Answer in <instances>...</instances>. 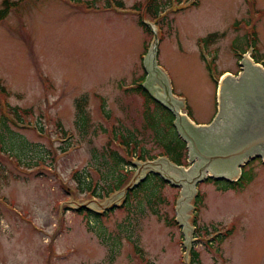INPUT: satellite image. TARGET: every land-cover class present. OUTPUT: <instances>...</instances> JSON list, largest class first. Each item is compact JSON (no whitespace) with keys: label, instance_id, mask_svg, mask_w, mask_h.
I'll return each mask as SVG.
<instances>
[{"label":"rangeland","instance_id":"obj_1","mask_svg":"<svg viewBox=\"0 0 264 264\" xmlns=\"http://www.w3.org/2000/svg\"><path fill=\"white\" fill-rule=\"evenodd\" d=\"M155 1V19L145 11L148 0H17L0 19V121L7 119V127L0 124V264H191L192 252L195 264H264V163L258 158L242 167L253 177L242 187L225 180L219 186L226 189L207 179L197 184L188 201L193 207L185 211L192 226L187 262L175 207L180 186L164 181L154 192L139 190L114 203L123 196L118 192L114 204L98 208L72 178L85 170L92 183L103 184L94 153L125 154L109 142L115 127L136 131L132 163L143 162L136 158L142 149L153 156L162 150L143 127L142 96L125 89L137 77L144 81L154 39L157 63L173 92L185 97L180 112L187 105L198 123L216 113L221 72L236 76L244 54L264 59V0ZM81 97L85 129L77 121ZM182 162L191 165L187 150ZM137 169L129 165L123 186L107 197ZM78 206L105 214L86 217Z\"/></svg>","mask_w":264,"mask_h":264},{"label":"water","instance_id":"obj_2","mask_svg":"<svg viewBox=\"0 0 264 264\" xmlns=\"http://www.w3.org/2000/svg\"><path fill=\"white\" fill-rule=\"evenodd\" d=\"M156 53L157 40L154 39L144 59L146 76L142 86L174 115L173 126L185 143L187 160L191 165L175 164L165 156L135 161L133 163L138 164V169L131 181L110 197L93 200V205L104 208L120 203L129 189L144 180L146 170L180 186L182 196L175 207L177 219L183 223L187 247L183 259L187 262L192 226L186 221L189 215L185 211L193 207L188 201L196 194L197 184L207 177L235 181L241 175V167L250 159L260 158L264 162V66L244 55L241 71L236 76L224 75L218 82L214 117L207 124H198L180 112V106L184 104L173 96L169 82L157 66ZM118 192L123 196L111 203ZM188 228L189 237L186 235Z\"/></svg>","mask_w":264,"mask_h":264},{"label":"trees","instance_id":"obj_3","mask_svg":"<svg viewBox=\"0 0 264 264\" xmlns=\"http://www.w3.org/2000/svg\"><path fill=\"white\" fill-rule=\"evenodd\" d=\"M19 1V0H18ZM77 2H82V0H77ZM86 2V1H85ZM90 3L91 1H87ZM86 2V3H87ZM147 6L145 7L146 13L152 18L155 19L156 14L158 13V10H160L157 6V3L155 0H148ZM120 6L121 3H118ZM17 5V0L16 1H9V0H3L2 1V7L0 8V19L5 16V14L9 11V9L13 6ZM139 24L144 28V30L147 33H152L151 29L142 22V18L139 19ZM211 38L214 36L213 33H211ZM254 36V34H253ZM201 42H205V40L201 39ZM144 77H137L132 80L131 82V87L125 88L128 91H133L135 93H138L139 95L142 96L143 98V110H142V115L144 118V128L150 129L151 132L154 134V136L157 138V141L159 142V145L162 146L163 148L158 153V155H165L167 156L172 162L176 164H183L182 160L184 159L185 153H186V147L184 141L177 135L175 128L173 126V119L174 115L171 113L169 109H167L165 106H163L161 103L156 101L152 95L144 89L142 86V81ZM1 90L4 91L5 89L1 87ZM84 103V97L78 98L76 101V108L77 111L79 112L77 121L80 124V127L82 129H85L87 126V119L84 116L85 113L82 110V105ZM152 104V106H150ZM188 109V107H187ZM16 116L18 115L16 111L13 112ZM190 110L188 109V114L190 115ZM15 117V116H14ZM17 119V118H16ZM6 117L5 115H2L0 124L3 125L4 127H7L6 124ZM137 134L136 131H130L129 129H125L123 127H115L112 129L111 132V137L109 142H117L119 147H121L125 154H120L117 150L114 149H109L107 152L102 151L100 153H94V157L97 160V164H95L96 170L100 172V179H102L101 183L102 185H99L97 183H92V179L89 177L88 173L85 170L83 172L79 171H74L72 174L73 180L76 182V185L78 186L79 190L81 192H89L91 197L101 200L104 199L105 197L109 196L112 192L118 190L121 188L124 184V182L127 179L126 176V171L127 167L129 165H132V161H130L129 155L135 154V149L139 146V141L137 140ZM118 139V140H117ZM110 144L107 143V147ZM141 153L137 155V159L140 160H146V159H153L155 156L158 155H150L148 151L145 149L140 150ZM98 165V166H96ZM104 171H103V170ZM252 176L250 175L247 177L244 174V170L242 169L241 176L239 177L238 180L231 182H228V184H233L239 187H242L243 184L249 182L252 180ZM155 180L157 182H155ZM206 181H212L215 184L219 186V182L221 180L217 179H212V178H207ZM149 186V184H151ZM161 183H164V180L160 178L157 175L151 174L147 176L144 180H142L137 187L131 188L126 192L125 195V201L129 199L130 197H135L138 195L139 190L142 192L144 191H151L152 186H156L155 188L158 189L159 185ZM147 186H149L151 189H149ZM229 187L228 185H223L219 186L221 189H226ZM140 191V192H141ZM152 192H154L152 190ZM149 194V193H146ZM148 199H153L156 198L155 195L149 194L147 195ZM198 197L195 198V202H197ZM124 201V202H125ZM124 204V203H123ZM79 212H83V214L86 217L94 218V216H99L102 214H105L104 212H93L92 209H81L77 208ZM85 210V211H83ZM173 222L175 223V220L173 219ZM220 233H216L215 237L217 240L222 239V235ZM197 253L192 252L191 254V264H195V261H197Z\"/></svg>","mask_w":264,"mask_h":264}]
</instances>
